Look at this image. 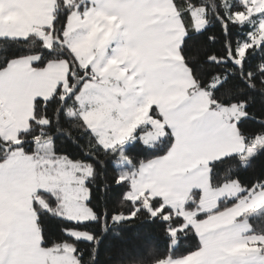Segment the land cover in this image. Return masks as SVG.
Wrapping results in <instances>:
<instances>
[{
	"label": "crops",
	"instance_id": "obj_1",
	"mask_svg": "<svg viewBox=\"0 0 264 264\" xmlns=\"http://www.w3.org/2000/svg\"><path fill=\"white\" fill-rule=\"evenodd\" d=\"M81 1L69 13L64 28L66 45L93 74L76 95L79 116L104 148L135 139L150 146L167 129L173 136L166 154L138 167L129 198L147 193L181 212L187 195L199 191V210L208 212L232 191L237 195L240 187L234 182L210 187L209 164L244 150L236 125L244 110L240 105L212 109L207 93L195 89L180 53L186 28L172 0H89L79 8ZM53 10V0H0V37L35 34L50 45ZM194 12L203 18L201 28L193 21ZM190 17L191 29L204 28V9H191ZM33 61L21 57L0 70V138L5 141L17 140L29 124L35 100L50 98L66 76L64 61H51L42 68H35ZM91 173L87 165L54 157L47 140L37 143L33 155L16 150L0 161V209L5 214L9 209L16 221L1 223L0 245L34 239L31 242L40 252L32 206L35 202L45 207V203L37 193L58 194L62 211L68 193L76 194L84 186L81 196L86 205L85 181ZM46 176L55 183L52 190L40 181ZM262 192L200 220H192L190 214L188 221L201 247L160 264H264V253L253 247L264 237L250 234L248 221L241 218L263 205ZM14 250L15 257L8 254L14 261L5 264L34 261L27 251L20 260Z\"/></svg>",
	"mask_w": 264,
	"mask_h": 264
},
{
	"label": "trees",
	"instance_id": "obj_2",
	"mask_svg": "<svg viewBox=\"0 0 264 264\" xmlns=\"http://www.w3.org/2000/svg\"><path fill=\"white\" fill-rule=\"evenodd\" d=\"M53 2V22L48 29L53 39L50 45L35 34L23 38L0 37V70L21 57L34 58L35 68L58 60L67 64L66 76L51 97L35 100L29 124L17 140L0 138V161L16 150L33 155L38 142L51 140L54 157H64L92 169L85 186L86 205L93 219L79 222L61 217L58 215L61 197L39 191L37 194L46 208L35 202L32 208L40 246L56 249L68 244L73 248L77 264H160L196 252L201 247L199 238L178 211L147 193L137 199L128 196L138 167L166 154L173 143L172 134L167 129L150 146L135 139L104 148L97 141L79 116L76 101L81 87L93 74L78 63L64 37L67 17L79 0ZM172 2L186 28L180 53L195 89L207 93L212 109L240 105L244 110V116L236 122L244 150L209 164L211 188L237 182L241 190L233 197L220 199L215 209L208 212L199 210L201 192H190L184 210L192 214V220H200L264 190V144L249 154L255 139L264 137V40L257 43L252 40L257 20L234 19L235 14L246 10L241 0ZM80 3L79 8L89 0ZM193 8L204 9L205 26L200 31L191 29ZM242 45L246 46L245 54L239 61L238 49ZM122 156L128 160L123 167L117 164ZM261 207L241 218L248 221L250 234L264 237V203ZM71 230L89 233L91 239H77L70 234ZM253 247L264 253V241L254 243Z\"/></svg>",
	"mask_w": 264,
	"mask_h": 264
},
{
	"label": "rangeland",
	"instance_id": "obj_3",
	"mask_svg": "<svg viewBox=\"0 0 264 264\" xmlns=\"http://www.w3.org/2000/svg\"><path fill=\"white\" fill-rule=\"evenodd\" d=\"M241 1L244 4H246V10L244 12L235 14L234 19L240 22H245V21L252 22V21L257 20V28H256V31H255V34L252 40L254 43L261 42V40H264V0H241ZM192 16H193L194 23L198 25L199 28H201L203 26L202 24L204 23V21H203L202 16L200 15V12H194ZM50 37H52L51 33H50ZM46 44L49 45L47 41H46ZM245 48L246 46L242 45L240 49H238L237 59L239 61L243 58L245 54ZM47 141L51 142V140H47ZM262 144H264V137L262 138L257 137L253 145L249 149V154H253L257 150V148L261 146ZM127 163H128V160L124 156H122L117 162V164L121 167H123ZM40 181L44 184L46 189L52 188L53 185L55 184L51 182L50 176L43 177L40 179ZM234 183L237 184V182H234ZM237 185L239 186V184ZM83 187L82 188L78 187L76 194L71 193V192L68 193L69 196L66 197V203L62 211L61 210L58 211V215L68 220L79 221V222L93 219L92 211L82 202L81 195H82ZM230 187L231 186H229V188ZM229 188L228 190L230 191ZM49 190H52V189H49ZM46 192H50V191L46 190ZM232 192L234 193H232L231 195H228L229 197L235 196L234 194H236L235 193L236 191H232ZM262 193L264 195V192ZM43 208H46V204H45V207ZM256 212H259V211H256ZM179 213L181 214V216H183L188 221V218L190 215L188 212H186L185 210H181V212ZM0 218H1L0 225L1 223H5V222H9L10 224L11 222H14V224L16 222L13 214L9 212V209L6 214L2 211V209H0ZM2 232L3 231L0 228V233ZM70 234L77 239H86V240L91 239V235L86 232L71 230ZM29 239H33V238L29 237ZM31 241H34V239L33 240H23L17 245L13 242H2L0 245V250H4L5 248H8L9 251H7L8 253H4V254H1L2 251L0 252V264H5L6 262L14 261L8 255L10 254V255H13V257H15L14 248L18 252L19 258H20V254H22L25 251L31 254L30 257L33 258L34 261L30 263L29 261H26L25 262L26 264H77L75 256L73 255L72 246L68 244H64L60 248H56V249H44V248L41 249L39 248V245H38V249L40 252H37L35 249L34 242H31ZM39 241H40V237H39ZM20 260H22V258H20Z\"/></svg>",
	"mask_w": 264,
	"mask_h": 264
}]
</instances>
